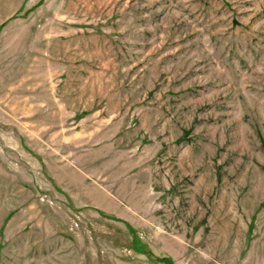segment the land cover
I'll return each mask as SVG.
<instances>
[{"label": "rangeland", "instance_id": "rangeland-1", "mask_svg": "<svg viewBox=\"0 0 264 264\" xmlns=\"http://www.w3.org/2000/svg\"><path fill=\"white\" fill-rule=\"evenodd\" d=\"M0 264H264V0H0Z\"/></svg>", "mask_w": 264, "mask_h": 264}]
</instances>
